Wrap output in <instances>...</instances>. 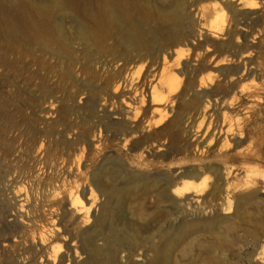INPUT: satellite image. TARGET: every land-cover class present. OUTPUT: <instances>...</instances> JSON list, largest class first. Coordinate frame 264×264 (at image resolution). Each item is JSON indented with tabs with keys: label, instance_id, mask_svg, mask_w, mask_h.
Segmentation results:
<instances>
[{
	"label": "bare ground",
	"instance_id": "6f19581e",
	"mask_svg": "<svg viewBox=\"0 0 264 264\" xmlns=\"http://www.w3.org/2000/svg\"><path fill=\"white\" fill-rule=\"evenodd\" d=\"M199 1L202 0H193V4ZM238 3H246L247 9L254 8L257 1L238 0ZM186 7H188L187 0H19V3L13 7L0 5V67H13L17 62L11 57L30 56L35 52L43 61L52 58L54 61L58 60L61 65L65 61L76 63L78 57H82L95 68L101 67L105 71L98 78L102 85L101 92L107 94L105 92L109 91L107 97L110 100L118 99L123 104V108L114 102L110 104L112 107L110 115L113 120H107V124L104 125L103 120L108 119L109 115L104 109L103 114H97L96 102L89 99L86 118L95 119L91 129L102 126L104 132L109 133L108 137L112 141L123 143L124 146L131 143L129 149L132 151L142 145L151 150L150 147L156 145L157 151H163L165 146L166 153L181 154L189 150L188 139L195 137L198 131L195 130L197 132L193 134L192 131L185 129V119L181 114H176L168 120L173 113V103L175 99H179L183 91L196 95L194 104L201 103L200 94L193 90L197 84L196 79L191 78L185 83L182 81V78L190 72L188 63L182 61V53L179 49L181 46L178 47L185 38L191 37L187 32L190 21ZM135 72H137L136 76L140 72L146 73L145 81L141 85L137 83V77H134ZM65 77L66 74L63 78ZM202 80L197 85L200 89L205 83ZM208 83L210 86V80ZM146 88L149 89L147 96ZM201 94L211 95L210 92ZM208 103L209 101L205 104ZM106 104L100 103L102 107ZM205 104L202 106L203 111L208 110ZM191 106L189 102L183 103L185 110H189ZM69 112L67 110L65 114ZM51 113L48 112L46 117L51 116ZM86 118L82 120L85 121ZM142 118L146 121L142 122ZM60 123L61 120L57 121L42 134L44 136L60 134L57 130V125ZM151 126L159 129L142 134L145 130L149 131ZM230 129L233 128L226 130L221 127L215 128L216 135L214 132L210 135L208 145L215 142L222 132L225 135L233 134ZM225 135H222L218 147L222 158L230 156L228 154L230 149L241 148L245 144V136L242 132L233 134V137ZM136 137L139 139L134 141ZM94 139L95 136L91 141L94 142ZM195 143L198 144L199 140ZM38 146L34 151L35 160L42 168L50 169L55 154L44 148L43 143ZM12 149L7 143L4 157L16 158L18 156L16 152H21L20 149ZM241 150L238 149L230 156L233 162L239 158L242 161L256 159L255 152L247 158ZM64 162L62 159L59 164L63 165ZM182 169V173L177 170L176 176L158 178L154 174L148 176L127 174L115 166L103 168L96 172L92 179L96 191L104 198L103 200L97 199L90 188L87 198L86 193L71 191L66 198L65 196L60 198L56 190L51 189L50 200L42 210L43 215L47 217V223L41 226L35 237L32 235L35 227L33 216L38 208L36 203L33 205L26 192L25 195H20L11 188V183L22 176V170L14 168L7 178L0 181V208L6 207L1 211L3 223L0 227L1 248L9 255L18 257L16 264H29L26 257H21L26 251L42 252L44 256L39 257V264H119L120 253L121 260L124 259L126 264H174V252L183 244L192 242L189 236L191 231H196V228L195 225L185 223L179 224L178 227L174 226V221L178 217L172 218L176 213L170 214V209H177L179 214L185 213L188 209L194 211L197 197L201 194L202 187L207 185L210 186L209 194L213 198H218L224 191L227 192L228 186L232 187L234 182V187L238 190L264 184V171L256 165L250 167L244 165L235 171L231 168L222 170L218 164H194ZM41 175L43 170L41 172V169H37L33 179H39ZM232 176L234 181H230ZM21 186L19 191L23 192ZM148 194H154L158 203L170 204L149 221L141 212L131 207V202ZM254 198L255 193L252 192L243 197V200L249 202ZM240 203L234 206L229 203L226 213L234 209L238 214ZM58 207L61 210L60 221L68 223L69 226L65 229H60L55 224ZM97 207L100 208L101 214L96 218ZM122 210H126L130 217L122 221L124 223L120 227L114 228L112 222L116 221L118 212ZM166 217L171 219L167 221L165 230L173 227V233L167 235L165 230H161L153 238L151 233L157 228V220ZM229 219L230 217H221L218 220H206L196 226L214 232L222 227H230L232 224ZM256 227L264 228V210L256 221ZM55 237L61 241L63 251H57L58 247L54 246L57 244H53ZM155 238L158 242L154 241ZM135 249L141 251L134 256V261H130L128 255L122 254ZM147 253L151 254L149 258Z\"/></svg>",
	"mask_w": 264,
	"mask_h": 264
},
{
	"label": "rangeland",
	"instance_id": "374dc122",
	"mask_svg": "<svg viewBox=\"0 0 264 264\" xmlns=\"http://www.w3.org/2000/svg\"><path fill=\"white\" fill-rule=\"evenodd\" d=\"M256 1L254 8L246 9L247 4H239L238 0H202L196 4H193V0H187L186 13L189 14L190 21L187 32L191 37L185 38L178 47L181 46L179 49L182 53V61L188 63L190 72L182 78V81L185 83L191 78L196 79L197 84L193 90L200 94L201 103L194 104L196 95L184 91L173 103V113L168 120L176 114H181L185 119V129L192 131L193 134L198 131L197 137L192 136L188 139L191 148L181 154L166 153L165 146L163 151H157L156 145L151 146V150L142 145L132 151L129 149L131 143L124 146L123 143L112 141L108 137L109 133L104 132L102 126L91 129L95 119L86 118L89 99L96 102L97 114H103L104 109L109 115L108 119L103 120L104 125L113 120L110 115L112 114L110 104L114 102L120 105V108H123V104L118 99L110 100L107 97L109 91L105 92L107 94L101 92L102 85L98 78L105 71L101 67L95 68L82 57H78L76 63L65 61L61 65L58 60L54 61L52 58L43 61L35 52L30 56L11 57L17 62L13 67H0V181L7 178L14 168L22 170V176L11 183V188L20 195H25L26 192L33 205L36 203L38 209L33 216L35 227L32 235L36 237L41 226L47 223V217L43 215L42 210L50 200L51 189H55L60 198L64 196L66 198L71 192L86 193L87 198L90 188L97 199L103 200L92 183L93 175L103 168L115 166L127 174L133 173L138 176L154 174L158 178L175 175L182 168L194 164H218L222 170L231 168L232 171L244 165L248 167L256 165L264 171V0ZM17 3L19 0H0V5L3 7H13ZM136 73L134 77H137L136 81L141 85L145 81L146 73L140 72L138 76ZM64 74H66L65 78H63ZM200 79H204L202 80L203 83L205 82L202 87L204 89L197 86ZM147 91L149 92V89L146 88V96ZM203 92H210L211 95H202ZM208 101V105L205 104ZM103 102L107 103L104 107L100 105ZM185 102L192 104L189 110L183 107ZM203 104L208 106V110H202ZM67 110L70 112L65 114ZM48 112H52V115L47 118ZM83 118H86L85 121L82 120ZM59 120L61 123L57 125V130L60 134L50 136L42 134ZM145 121L146 119L142 118V122ZM207 127L210 128L207 129L208 132ZM217 127L224 130L233 128L230 130L234 135L242 132L245 136V144L241 148L230 149L228 152L230 156L238 149H242L247 158L255 152L256 159L242 161L239 158L240 160L236 159L237 161L233 162L230 156L222 158L218 147L222 135H225L223 132L216 138L214 144L208 145L210 135ZM157 129L159 128L151 126L149 131L145 130L142 134ZM233 134L229 133L225 136L233 137ZM94 136L93 142L91 138ZM138 139L136 137L134 141ZM196 140H199L198 144L195 143ZM7 143L13 148L12 150H21L16 152L17 159L12 156L4 157ZM40 143L55 154L50 169L42 168L35 160L34 151ZM62 159L65 161L63 165L59 164ZM37 169H41V172L43 170V175L39 179H33ZM233 178L232 176L230 181H234ZM234 183L218 198H213L209 194V185L202 187L194 211L188 209L185 213L179 214L177 209L169 210L170 214L176 213L172 218L178 217L174 221V226L178 227L181 223H185L195 225L196 228V231H191L189 236L192 242L183 244L174 252V264H264V228L256 227V221L264 210V184L253 187L254 189L238 190L234 187ZM17 185L22 187L23 192L19 191L20 186ZM252 192L255 193L254 200L245 202L243 197ZM238 202H241L238 214L234 209L226 213L229 203L234 206ZM164 203H158L154 194H148L131 202V207L141 212L149 221L162 208L170 205ZM4 209L5 206L0 208V227L3 224L1 211ZM96 214V218L100 216V208ZM60 216L61 210L58 207L55 224L60 229L69 227L68 223L60 221ZM129 217L126 210L118 212V218L112 222L114 228L120 227L124 223L122 221ZM221 217H230L228 221L232 225L229 224L230 227H222L214 232L200 229L199 226L198 229L196 226L201 225L203 221L218 220ZM169 219L171 217L157 220V228L151 233L153 238L159 231L167 229ZM165 231L170 235L173 233V227ZM154 241L158 242L156 238ZM53 244L60 249L57 251H63L64 248L61 247L58 237L54 238ZM140 251L135 249L122 254L128 255L129 260L134 261V256ZM40 256L44 254L39 251H26L21 255L27 258L29 264H39ZM150 256L151 254L147 253V258ZM17 258L4 252L0 245V264H16ZM119 264H126L124 259L121 260V253Z\"/></svg>",
	"mask_w": 264,
	"mask_h": 264
}]
</instances>
